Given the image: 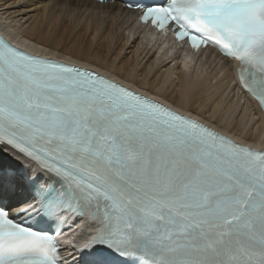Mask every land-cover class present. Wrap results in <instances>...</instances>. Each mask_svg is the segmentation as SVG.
I'll return each instance as SVG.
<instances>
[{"label":"snow or ice","instance_id":"obj_1","mask_svg":"<svg viewBox=\"0 0 264 264\" xmlns=\"http://www.w3.org/2000/svg\"><path fill=\"white\" fill-rule=\"evenodd\" d=\"M123 2L216 49L264 108V0ZM86 213L74 264H264V152L0 40V264H62L54 225Z\"/></svg>","mask_w":264,"mask_h":264},{"label":"bare ground","instance_id":"obj_2","mask_svg":"<svg viewBox=\"0 0 264 264\" xmlns=\"http://www.w3.org/2000/svg\"><path fill=\"white\" fill-rule=\"evenodd\" d=\"M135 13L119 0H0V32L22 49L94 69L257 147L264 139V117L237 87L234 66L211 50L172 55L166 41L137 25ZM195 56L191 69L190 57ZM81 222L61 235L62 243L73 237ZM92 226L90 222L87 229Z\"/></svg>","mask_w":264,"mask_h":264},{"label":"rangeland","instance_id":"obj_3","mask_svg":"<svg viewBox=\"0 0 264 264\" xmlns=\"http://www.w3.org/2000/svg\"><path fill=\"white\" fill-rule=\"evenodd\" d=\"M149 44H150V45H153V42H150ZM172 52H173L172 55H174V54L177 55V54H178V52H175L174 50H172ZM196 57H197V56H195V57H190L191 61L194 60V62H192L193 65H191V69H192L193 66H194V63H195V61H196V60H195ZM201 57L204 59L205 56L202 55ZM202 61H203V60H202ZM197 62H198V60H197ZM172 64H173V62H172ZM229 96H230V97L232 96V98H234V99L236 98V96L233 95L232 92L229 94ZM77 233H78V231L74 232V233H73V236L77 235ZM77 238H78V239H82V238H83V235L80 233V234L78 235Z\"/></svg>","mask_w":264,"mask_h":264}]
</instances>
